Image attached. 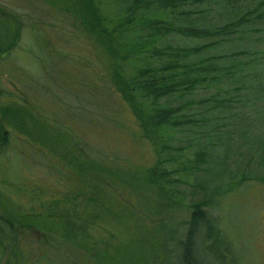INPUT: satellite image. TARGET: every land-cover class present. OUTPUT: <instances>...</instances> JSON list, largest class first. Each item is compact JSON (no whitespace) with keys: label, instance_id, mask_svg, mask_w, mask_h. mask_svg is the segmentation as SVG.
Returning a JSON list of instances; mask_svg holds the SVG:
<instances>
[{"label":"rangeland","instance_id":"374dc122","mask_svg":"<svg viewBox=\"0 0 264 264\" xmlns=\"http://www.w3.org/2000/svg\"><path fill=\"white\" fill-rule=\"evenodd\" d=\"M95 1L104 16V26L115 38L113 56L77 18L61 9L64 1L53 4L50 0H0V6L10 13L8 18L0 15V43L9 44L12 33L19 30L15 46L0 57V105L29 109L31 113L21 126L32 135L27 139V134L9 127L10 142L0 155V191L14 206L21 204L24 212L33 207L29 189L41 188L48 200L50 196L62 198L68 191L73 192L77 181L66 165L67 160L75 159L73 145L91 159L98 157V153L107 164L114 159L121 172L137 177L163 158L160 169L172 171L169 177L178 179L175 184H168V192L174 191L183 206L170 203L168 211L162 213L154 206L149 213L136 194L113 186L108 194L111 201L123 199L137 208L144 217V230L153 237L151 242L158 243L159 248L154 244L151 253L142 249L141 256L148 259L152 254L156 264H169L175 255H180L168 254L161 246L165 250L175 228L180 236L184 234L183 223L188 220L191 201L209 198L206 212L211 225L220 230L228 254L224 253L225 243L216 244L211 251L199 252L200 261L264 264V20L239 27L231 40L203 50L198 57L225 55L226 59L221 57L217 62L222 68L230 62L231 52L248 49L249 70L217 74L213 83L201 82L181 97L159 100V104L168 107L189 102L179 113L191 120H205L199 128L193 124L166 128L162 124L158 138L169 139L166 142L175 150L158 156L152 141L141 136L142 126L133 106L114 82L117 72L131 85L138 68L162 62L165 58L152 55L154 50L166 45L190 47L212 40L172 30L165 32L164 26L201 29L221 25L253 8L258 0H196L166 8L160 7L159 0H145L137 7L134 0ZM123 18L132 22L118 26ZM155 20L162 23L153 28L149 22ZM190 60L197 58L192 55ZM135 91L132 83L131 92ZM135 97L144 103L140 94ZM202 98L206 101L199 103ZM147 111L152 112L146 105L144 112ZM198 151L207 153L209 164H221L210 167L211 170L203 167L198 173L187 172L181 164L190 161ZM217 172L224 175L218 176ZM39 206H34V210L42 213ZM114 218L110 223L117 230L122 225L119 218ZM203 225L198 228L201 238ZM114 229L111 231L117 234ZM126 233L138 235L129 222ZM39 247L43 245L33 246L30 259L39 254ZM50 260L51 264H72L69 253L64 257L52 251Z\"/></svg>","mask_w":264,"mask_h":264},{"label":"trees","instance_id":"16d2710c","mask_svg":"<svg viewBox=\"0 0 264 264\" xmlns=\"http://www.w3.org/2000/svg\"><path fill=\"white\" fill-rule=\"evenodd\" d=\"M57 1L50 0L53 4ZM61 1H64L61 9L70 12L74 18L78 19L81 26H84L89 33L94 34L107 53L115 55V38L104 26L105 19L95 3L96 1ZM143 1L145 0H134V7ZM187 1L196 0H159L158 4L160 7L166 8ZM187 13L185 12V14ZM0 15L6 16V18L10 17V13L6 12L2 6H0ZM253 20H264V0H258L253 8L221 25L201 29L189 26L173 29L171 26H164L165 32L172 30V32L199 35L212 38V40L190 47L166 45L163 49L154 50L152 55L165 59L153 67L144 65L138 68L131 85L119 77L117 72L114 73V82L133 106L136 117L140 121L141 136L152 141L158 156L161 152L173 148L166 142L169 139L163 141L158 138L162 124H166V128H180L185 124H193L199 128L205 124V120H201V117L195 121L189 119L187 115L179 113L189 102L180 103L176 107H168L159 104V100L171 96L181 97L183 93L189 92L201 82L211 81L213 83L217 79V74L226 75L231 70L237 74L240 70H249L250 66L247 63L250 59L248 58L250 51L248 49L231 52L228 56L230 62L222 68L218 66L217 62L221 57L226 59L225 55L198 57L203 50L231 40L238 33L239 27H245ZM129 22H132L130 18H123L119 21L118 26H124ZM161 23L162 21L155 20L149 22V25L154 28L160 26ZM18 33L19 30L12 33L9 44L0 43V57L15 46ZM192 55L197 60H190ZM132 83H134L135 92H131ZM137 93L142 96L145 106L147 105L152 112H144V103L136 100ZM204 101H206L205 98L198 100L199 103ZM18 108L21 110L14 109L11 104L0 105V155L4 153L10 142L11 129L9 127L27 134L29 136L26 137L27 139L32 137L28 128L21 126L22 121L31 112L27 108L19 106ZM14 118L19 122V126ZM72 152L75 153V159L67 160L66 165L70 168L69 172L77 184H75L76 187H73V192L68 191L62 198L50 196L51 200H48L45 199L46 192H43L41 188L29 189L28 193H30L29 197L31 195L33 207L31 206L32 210L29 212H24L21 204L14 206L5 193L0 191V264H38L39 260L49 261L51 264L50 252L52 251L61 253L64 257L69 253L72 264H79L83 261L86 264H156V257H152V254L148 259L143 258L140 254V251L145 248L149 252L153 250L154 244L159 248L158 243L151 242L153 240L151 234L144 230L146 229L144 217L138 213L137 208L126 204L123 199L121 201H117L115 198V201L109 200L108 194L111 186L136 194L143 199L141 206L149 213L152 212L154 206L160 213L168 211L170 203L171 206L174 203L183 206L184 202L173 195L174 191H171L170 194L168 192V184H175L178 179L169 177L172 171L160 169L163 158L156 160L153 166L147 167L143 174L137 177L125 171L121 172L120 166L114 159H111L110 164H107L103 160L105 157L100 153H98L100 158L94 156L91 159V156L79 149L77 145L72 146ZM207 157L205 151H198L190 161L181 164V167L187 172L198 173L203 167H209L206 170H211L214 166L217 167L221 164V162L209 164ZM70 173L68 174L70 175ZM222 173L217 172V175H224ZM16 189L18 190L17 187ZM208 203H211L209 198L192 200L188 205L191 210L188 220L183 223L185 225L184 234L180 236L175 228L170 233V243L172 242L170 247V243L165 247V250L161 246L162 250L168 254L181 253L175 255L174 260L169 264H203L198 256L202 249L206 252L211 251L216 244L223 245L225 243L220 230L216 227L215 229V225H211V219L206 212ZM36 205H40L39 207H42L44 211L42 213L35 212L34 206ZM138 205L140 204L138 203ZM114 217L119 218V224L122 225L117 230L110 223L115 219ZM145 217L150 218L147 215ZM108 219L110 220L108 221ZM128 222L129 226L138 232V235H127ZM200 224H204L202 238L198 236ZM210 228L212 231H209ZM111 229L118 233H114ZM27 235L30 237L26 238ZM37 244L43 245V247L37 248L39 254L30 259V251ZM225 252L228 254L226 243Z\"/></svg>","mask_w":264,"mask_h":264}]
</instances>
